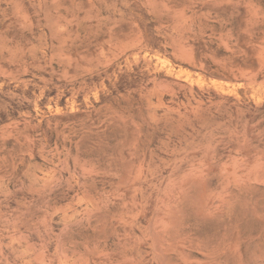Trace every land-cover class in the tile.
Listing matches in <instances>:
<instances>
[{
    "label": "rangeland",
    "instance_id": "1",
    "mask_svg": "<svg viewBox=\"0 0 264 264\" xmlns=\"http://www.w3.org/2000/svg\"><path fill=\"white\" fill-rule=\"evenodd\" d=\"M0 264H264V0H0Z\"/></svg>",
    "mask_w": 264,
    "mask_h": 264
}]
</instances>
